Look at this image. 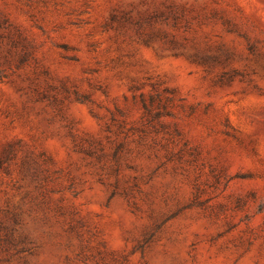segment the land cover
I'll return each instance as SVG.
<instances>
[{
    "label": "rangeland",
    "instance_id": "obj_1",
    "mask_svg": "<svg viewBox=\"0 0 264 264\" xmlns=\"http://www.w3.org/2000/svg\"><path fill=\"white\" fill-rule=\"evenodd\" d=\"M0 264H264V0H0Z\"/></svg>",
    "mask_w": 264,
    "mask_h": 264
}]
</instances>
